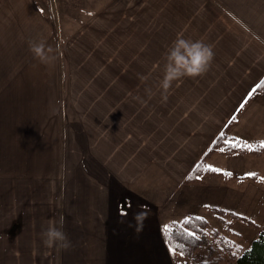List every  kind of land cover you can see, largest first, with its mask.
I'll list each match as a JSON object with an SVG mask.
<instances>
[{
    "label": "crops",
    "instance_id": "0c3cea01",
    "mask_svg": "<svg viewBox=\"0 0 264 264\" xmlns=\"http://www.w3.org/2000/svg\"><path fill=\"white\" fill-rule=\"evenodd\" d=\"M10 1L30 39L0 71V264H176L165 224L264 185V154L247 153L186 181L220 134L264 140V0ZM178 38L210 56L165 87L173 51L191 66ZM61 214L67 242L49 245Z\"/></svg>",
    "mask_w": 264,
    "mask_h": 264
},
{
    "label": "trees",
    "instance_id": "16d2710c",
    "mask_svg": "<svg viewBox=\"0 0 264 264\" xmlns=\"http://www.w3.org/2000/svg\"><path fill=\"white\" fill-rule=\"evenodd\" d=\"M257 92H264V79L258 85ZM235 138L228 136L225 132L219 135L212 145L209 147L203 158L194 167L192 172L188 175L187 182H197L204 175L214 176H227L225 173L214 171L206 167L207 159L215 154H235V153H247L257 157H261L264 154V146H255L254 148H245L242 146H233L228 143L229 140ZM223 149V151H222ZM258 179V176L254 177ZM212 211L217 215L221 223H226L225 218L231 216L234 219L242 220L250 225L257 226L255 223L248 219L239 216L237 214L226 212L222 209L213 208ZM209 221L203 217L190 216L189 220H183L180 223H172L168 229H163V238L171 250L175 248L172 253H178L186 258L193 259L199 249L208 247L212 241H216L218 248H210L209 258L206 261H202L201 264H222L226 259V255L229 257L232 264H264V231H260L258 237L251 243V246L247 249H241L234 251L235 248L228 240L217 231H210ZM189 232L195 233L190 235ZM171 246V247H170Z\"/></svg>",
    "mask_w": 264,
    "mask_h": 264
},
{
    "label": "rangeland",
    "instance_id": "374dc122",
    "mask_svg": "<svg viewBox=\"0 0 264 264\" xmlns=\"http://www.w3.org/2000/svg\"><path fill=\"white\" fill-rule=\"evenodd\" d=\"M63 1L64 6H66V11L73 13V8L68 7L66 5V2L70 6L73 5V3L77 0ZM15 2H12L10 0H0V71L3 72L17 71V68H14L11 64L9 52V49L11 47L10 44H22V42H26L28 39H30L26 38V30H23L21 32L16 25L13 28L10 25V10L7 9V6ZM80 2L81 4H83V7L84 5L86 7V4L91 3V0H81ZM145 9L146 8H144L143 10L145 11ZM35 18L37 19V22L34 23L35 25H38L39 18ZM75 19L76 17L72 18L71 24ZM19 27L21 29L26 28L27 24H23ZM12 39L15 41L22 39V41L11 42ZM25 69L27 70V66H25ZM261 162L264 163V159ZM250 188H248L249 190L244 192V197L241 204L237 203L234 209L222 210L242 216L255 223L257 226L250 225L239 219H234L231 216H227L225 218L226 223L223 224L220 222L217 216L211 213H208L206 215V219L211 225L210 231H217L219 234L223 235L228 240V242L230 241L229 243L233 245V247L235 248L234 251H237L238 249L243 250L249 248L251 246V243L258 237L260 231H264V185H261L259 190H255L254 187ZM213 247L218 248V244L215 240L212 241L208 247L199 249L193 259H189L178 253H174V263L201 264L202 261H206L209 258V250ZM225 257L226 259L222 264H232L229 257L227 255Z\"/></svg>",
    "mask_w": 264,
    "mask_h": 264
},
{
    "label": "clouds",
    "instance_id": "9594fccd",
    "mask_svg": "<svg viewBox=\"0 0 264 264\" xmlns=\"http://www.w3.org/2000/svg\"><path fill=\"white\" fill-rule=\"evenodd\" d=\"M178 48H183L185 51L188 52L189 56L191 57V60L189 63L191 66H187L184 63V57L178 56L176 54V51H173L171 55L172 60V67L170 71H168L165 75L164 80V86H167L168 78L173 76L177 71L184 70L185 72L189 74H195L197 72H200L204 68V61L207 60V58L210 56V53H206L203 57V60L201 58L200 53L195 51V47L199 45V42H194V44H188L184 39L178 38L177 42ZM43 44L42 43H32L31 48L33 53L39 57L41 60L49 59L46 55V53L43 51ZM63 214L59 217L58 220L54 222H50L48 226L43 230V237L45 240V243L51 245L54 243H66L67 242V236L66 233L63 230Z\"/></svg>",
    "mask_w": 264,
    "mask_h": 264
},
{
    "label": "snow or ice",
    "instance_id": "6c2138e0",
    "mask_svg": "<svg viewBox=\"0 0 264 264\" xmlns=\"http://www.w3.org/2000/svg\"><path fill=\"white\" fill-rule=\"evenodd\" d=\"M228 143L230 144V145H233V146H242V147H245V148H250V149H252V148H254L255 147V145H253V144H250V143H248V142H246V141H243L241 138H239V137H236L234 140H229L228 141ZM261 146H264V140H260L259 142H258ZM222 151H223V149H222ZM206 167L208 168V169H211V170H214V171H218V172H224L226 175H231V172L230 171H228V170H226V169H220V168H218V167H216L215 165H212V164H209V165H206ZM246 175H249V176H256L257 174L256 173H254V172H249V173H246ZM261 179H264V177H261ZM185 220H189L190 219V217H185L184 218ZM201 219H203V217H201ZM164 228L165 229H168L169 228V225L168 224H165L164 225ZM189 234L190 235H195V233H191V232H189ZM171 247V246H170ZM172 251H175V248H172L171 249Z\"/></svg>",
    "mask_w": 264,
    "mask_h": 264
}]
</instances>
